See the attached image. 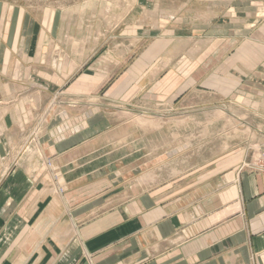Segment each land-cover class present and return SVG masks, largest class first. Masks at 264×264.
I'll return each mask as SVG.
<instances>
[{
    "label": "crops",
    "instance_id": "crops-1",
    "mask_svg": "<svg viewBox=\"0 0 264 264\" xmlns=\"http://www.w3.org/2000/svg\"><path fill=\"white\" fill-rule=\"evenodd\" d=\"M179 15L172 32L136 28L138 17L108 46L105 36L85 44L89 34L76 49L59 44L56 58L52 42L78 35L61 13L57 25L46 9L0 5V264H264V175L238 169L242 151L174 177L105 172L107 164H148L169 145L168 119L127 104L172 103L197 82L240 100V87L262 82L255 71L264 68V45ZM199 37L221 44H210L206 59L190 56ZM104 98L118 107L110 112ZM220 114L232 120L217 109L209 122ZM173 120L179 137L188 120ZM152 132L159 139H148Z\"/></svg>",
    "mask_w": 264,
    "mask_h": 264
},
{
    "label": "rangeland",
    "instance_id": "rangeland-1",
    "mask_svg": "<svg viewBox=\"0 0 264 264\" xmlns=\"http://www.w3.org/2000/svg\"><path fill=\"white\" fill-rule=\"evenodd\" d=\"M0 5H5L13 10L46 9V11L52 12L51 20H55L57 25L61 13L65 26L69 28L72 24L78 35L67 33L66 38H61L58 43L52 42L55 50L52 56L56 58H61L64 54L60 52L59 44L65 45L69 50L74 47L76 49V45H78L76 41L87 39L89 34L94 36L97 32V39L85 44L96 45L105 36L104 43L105 46H108L124 33L125 24L129 25L138 17L133 25L136 28L144 26L148 29H159L164 33L172 32L179 23L180 12L189 20L201 19L203 22H207L212 19V22L217 25H225L218 31H222L223 35L236 40V42L248 37L240 44L249 42L250 44L264 45V23L262 24L264 21V0H0ZM157 9L173 11V18L150 16V12ZM42 13L41 10L36 12L38 16L43 15ZM80 18L84 20L79 21ZM230 20L238 22L230 23ZM212 31V29H206L203 35ZM191 39V46L196 45L199 41H206L199 50L202 55H205L204 59L210 54L207 51L210 44L212 46L213 43H216V48L221 44L219 38ZM234 48L229 49L227 56L234 52ZM218 70L220 69L218 68ZM255 74L262 78V82L264 81L262 66L256 69ZM114 79L115 77L112 80ZM262 82H250L240 87L239 91L244 94L240 100L237 96L241 94H235L236 97L234 95L232 98L220 94H215L214 97L212 90L209 92L202 82H197L195 87L187 88L172 103L162 102L163 100H148L146 102L138 98L137 102L127 104L128 108L135 109L133 113H145L148 116L168 119L170 131L166 134L169 138V145L167 148L154 149L150 154L153 157L148 160V164H107L104 165L105 172L112 173L132 169L136 174L148 171L158 176L174 177L182 172L208 169L209 166H213L212 162L220 157L240 150L243 152V158L236 165L238 169L261 172L264 175V167L258 165L260 160H264V84ZM63 90L59 89L58 93ZM104 99V106L109 107L110 112L118 107L108 99ZM217 109L218 111L225 110L228 116H232V120H230L231 117L223 118L224 116L222 117L220 114L216 121L209 122L214 119L213 115ZM161 112L165 115L155 116ZM187 114L191 117L187 118ZM180 117L188 120L189 127L179 133V137H173L176 123L173 119L180 120ZM126 120L128 121V118L122 119L121 122H127ZM205 124L210 129L206 130ZM159 136V133L152 132L148 134V139L157 140ZM29 139L30 143L35 141V134L32 133ZM108 150L107 148L105 151ZM107 158L109 157L107 156ZM45 164L48 168L51 167L48 160L45 161Z\"/></svg>",
    "mask_w": 264,
    "mask_h": 264
},
{
    "label": "bare ground",
    "instance_id": "bare-ground-1",
    "mask_svg": "<svg viewBox=\"0 0 264 264\" xmlns=\"http://www.w3.org/2000/svg\"><path fill=\"white\" fill-rule=\"evenodd\" d=\"M131 1V0H130ZM103 13H104V11H103ZM152 13L155 15V16H158L159 14L161 15V16H166L167 18L166 19H169V18H171L170 16H173L172 15V11H169V10H163V9H161V10H159V9H157V10H154V11H152ZM168 15H170V16H168ZM80 17H83V16H80ZM84 18V17H83ZM106 18V17H105ZM108 19V18H107ZM82 20V18H80L79 19V21H81ZM84 20V19H83ZM82 20V21H83ZM156 22V21H155ZM109 24H110V21L108 22ZM153 23V22H152ZM81 26H83V25H81ZM156 27V26H155ZM98 33V32H97ZM97 33H95L94 34V38H93V40L95 41L96 39H97V37H98V35H97ZM261 33V32H260ZM258 34V33H257ZM259 35H262V34H259ZM92 36V35H91ZM89 37V39H92V37ZM258 36V35H257ZM264 38V37H263ZM91 41V40H90ZM76 42H78V45H80V44H83L82 43V41H76ZM75 42V43H76ZM86 42V41H85ZM208 42V41H207ZM180 43V42H179ZM203 43H206V41L205 42H198L196 45H194L193 47H191V48H189L190 50L188 51V53H189V55L190 56H193V55H195L200 49H201V47H202V45H203ZM181 44V45H180ZM180 44H178V46L179 47H185L186 48V45H188V42L187 41H184V42H181ZM71 45H72V43H71ZM247 45V44H246ZM248 46V45H247ZM75 48V47H74ZM244 48V47H243ZM264 48V47H263ZM179 49V48H178ZM187 49V48H186ZM186 52H187V50H185ZM250 51V50H249ZM174 52V51H173ZM172 52V53H173ZM263 52V51H262ZM171 54V53H170ZM209 55V54H208ZM240 56H241V54H239ZM251 55V54H250ZM239 56V57H240ZM238 57V58H239ZM236 58H237V56H236ZM249 64V63H248ZM249 67V66H248ZM260 161H261V164H260ZM259 161V166L260 167H264V160H260Z\"/></svg>",
    "mask_w": 264,
    "mask_h": 264
}]
</instances>
